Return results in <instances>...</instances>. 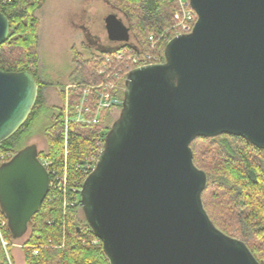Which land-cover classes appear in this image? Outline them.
Returning <instances> with one entry per match:
<instances>
[{
  "label": "water",
  "instance_id": "95a60500",
  "mask_svg": "<svg viewBox=\"0 0 264 264\" xmlns=\"http://www.w3.org/2000/svg\"><path fill=\"white\" fill-rule=\"evenodd\" d=\"M190 4L193 31L167 43L164 63L128 74L120 117L82 186L83 214L110 264H260L211 221L202 199L208 177L191 145L232 135L264 150V0ZM104 23L110 42L131 43L116 14ZM10 30L0 12V46ZM39 91L32 72L0 70V145L28 122ZM50 185L35 145L0 166V206L14 240L28 233Z\"/></svg>",
  "mask_w": 264,
  "mask_h": 264
},
{
  "label": "trees",
  "instance_id": "16d2710c",
  "mask_svg": "<svg viewBox=\"0 0 264 264\" xmlns=\"http://www.w3.org/2000/svg\"><path fill=\"white\" fill-rule=\"evenodd\" d=\"M112 7L124 14L128 20L136 44L121 45L118 50L109 49L86 60L74 49L76 75L80 81L70 91L71 105L84 91L83 85L97 86L102 79L97 71L104 67L108 57L117 52L126 55L151 53L165 62L164 49L167 44H159L150 49L149 37H158L173 25L176 5L168 0H106ZM47 0H0V12L11 23L10 35L0 46V70L4 72H32L39 84L41 103V81L37 72L39 63L38 29L36 10ZM174 38L169 35V39ZM65 92L63 93V97ZM123 100L124 90L115 93ZM34 109V111H35ZM34 111L25 126L10 140L0 145V159L20 151L19 142ZM87 126L75 121H65V109H58L53 123L46 130L48 151L39 153L41 162L50 164L49 172L62 176L68 168V187L82 188L83 179L79 167L98 151H103L108 128L103 122ZM73 115V114H72ZM67 130L68 159L65 165V131ZM191 148L195 166L208 177L207 188L202 199L211 221L225 235L243 241L260 264H264V150L258 149L247 140L232 135L217 138H198ZM5 163V162H4ZM3 162H0V166ZM51 179L53 177L51 176ZM70 198V191L66 195ZM81 205L64 209L63 194L50 189L41 209L32 219L30 236L25 244V264H110L102 243L98 240L84 219H80ZM0 220L6 222L1 227L3 238L10 244L14 241L8 228L6 217L0 206ZM85 224V226H84ZM56 247V248H53ZM35 251L38 253L33 254ZM0 264H9L0 240Z\"/></svg>",
  "mask_w": 264,
  "mask_h": 264
},
{
  "label": "rangeland",
  "instance_id": "374dc122",
  "mask_svg": "<svg viewBox=\"0 0 264 264\" xmlns=\"http://www.w3.org/2000/svg\"><path fill=\"white\" fill-rule=\"evenodd\" d=\"M112 13L129 26L126 16L106 0H47L35 11L34 15L39 20L37 72L42 83L41 103L35 109L34 116L20 138L21 141L18 144L21 150L35 145L39 153L48 151L46 130L52 125L53 117L58 114V109H65L66 97L70 96V91L80 81V75L75 74L77 66L74 63L73 51L75 49L86 60H90L93 55L113 48L116 44L109 41L104 23L106 16ZM171 27L165 31L173 35ZM130 42L137 43L132 32ZM117 45L120 46V44ZM155 50L158 51L157 48ZM121 110L122 107H115L108 113L103 122L108 131L120 117ZM67 138L66 130L64 151H69ZM14 155L8 154L0 159V162H7ZM79 214L80 219L84 221L83 211L81 210ZM3 222L5 221L0 220V240L9 264H25L24 248L29 239L30 230L23 238L14 240L9 248L10 244L3 238L1 232ZM95 241L93 244L99 246V243Z\"/></svg>",
  "mask_w": 264,
  "mask_h": 264
},
{
  "label": "built area",
  "instance_id": "2783aa9c",
  "mask_svg": "<svg viewBox=\"0 0 264 264\" xmlns=\"http://www.w3.org/2000/svg\"><path fill=\"white\" fill-rule=\"evenodd\" d=\"M168 1L177 7L171 27L172 36L176 37L178 35L190 34L197 22V15L191 7L190 0ZM169 35H171V32L168 31H164L158 37L151 35L149 37L150 48L155 50L159 44H167L170 41ZM159 63V57L151 53L126 55L123 52H117L114 58L108 57L104 67L97 71V75L102 79L100 84L97 86L83 85L82 88L84 91L81 95H77L78 100L75 101L73 105L70 104V96L66 97V124H68L69 121H75L87 126L98 125L106 111L115 107H122L123 100L119 99L115 93L119 90H124L128 74L136 68ZM74 88H76V86ZM101 153L102 151H98L91 155L86 162L79 167V171L82 175L81 177L84 180L83 184L88 176L95 170ZM67 159L68 151L66 150L65 165L67 164ZM42 164L49 171L50 164L47 162H42ZM49 174L50 177H53V179H51L50 189L52 188L64 196V209L75 207L78 203H81L82 188L79 189L75 186L69 189L68 187L67 166H65L62 176H57L53 171H50ZM69 191L71 193L70 198L66 196ZM5 224L6 223L3 222V225ZM99 241L98 239L95 242L99 243ZM34 253L36 255L38 252L35 251Z\"/></svg>",
  "mask_w": 264,
  "mask_h": 264
},
{
  "label": "flooded vegetation",
  "instance_id": "af4514ba",
  "mask_svg": "<svg viewBox=\"0 0 264 264\" xmlns=\"http://www.w3.org/2000/svg\"><path fill=\"white\" fill-rule=\"evenodd\" d=\"M116 45L113 47V48H111V49H114V48H116V47H119L118 45H117V43H115ZM109 50V49H108Z\"/></svg>",
  "mask_w": 264,
  "mask_h": 264
}]
</instances>
